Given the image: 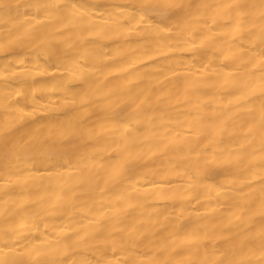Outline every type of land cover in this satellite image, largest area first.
Masks as SVG:
<instances>
[{
	"label": "bare ground",
	"instance_id": "6f19581e",
	"mask_svg": "<svg viewBox=\"0 0 264 264\" xmlns=\"http://www.w3.org/2000/svg\"><path fill=\"white\" fill-rule=\"evenodd\" d=\"M0 264H264V0H0Z\"/></svg>",
	"mask_w": 264,
	"mask_h": 264
}]
</instances>
